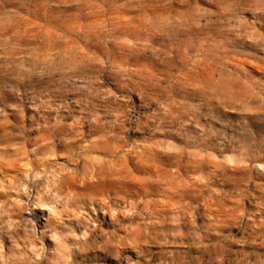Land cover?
<instances>
[{"label":"clouds","instance_id":"obj_1","mask_svg":"<svg viewBox=\"0 0 264 264\" xmlns=\"http://www.w3.org/2000/svg\"><path fill=\"white\" fill-rule=\"evenodd\" d=\"M0 264H264V0H0Z\"/></svg>","mask_w":264,"mask_h":264}]
</instances>
